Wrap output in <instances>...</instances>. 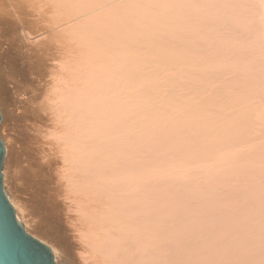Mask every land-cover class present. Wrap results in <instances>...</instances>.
<instances>
[{
	"label": "bare ground",
	"instance_id": "bare-ground-1",
	"mask_svg": "<svg viewBox=\"0 0 264 264\" xmlns=\"http://www.w3.org/2000/svg\"><path fill=\"white\" fill-rule=\"evenodd\" d=\"M211 1L0 0V111L14 133L1 137L4 187L58 264H175L211 259L219 243L264 245L253 49L233 58L240 87L158 103L129 45L179 30L226 41L246 28L245 7ZM223 11L239 18L217 23ZM78 160L96 183L79 182Z\"/></svg>",
	"mask_w": 264,
	"mask_h": 264
},
{
	"label": "clouds",
	"instance_id": "clouds-1",
	"mask_svg": "<svg viewBox=\"0 0 264 264\" xmlns=\"http://www.w3.org/2000/svg\"><path fill=\"white\" fill-rule=\"evenodd\" d=\"M129 45L138 53L137 76L152 82L150 92L162 103L166 97L175 95L189 98L202 95L223 82L240 87L233 58L257 45L264 49V25L259 34L242 27L230 41L195 30H179L141 34L131 39ZM76 162L79 182L85 187L96 183L98 177L89 162ZM175 264H264V245L259 249H238L219 243L211 259L177 260Z\"/></svg>",
	"mask_w": 264,
	"mask_h": 264
},
{
	"label": "water",
	"instance_id": "water-1",
	"mask_svg": "<svg viewBox=\"0 0 264 264\" xmlns=\"http://www.w3.org/2000/svg\"><path fill=\"white\" fill-rule=\"evenodd\" d=\"M5 155L6 149L0 138V264H58L51 248L29 234L16 217V210L4 188Z\"/></svg>",
	"mask_w": 264,
	"mask_h": 264
},
{
	"label": "rangeland",
	"instance_id": "rangeland-1",
	"mask_svg": "<svg viewBox=\"0 0 264 264\" xmlns=\"http://www.w3.org/2000/svg\"><path fill=\"white\" fill-rule=\"evenodd\" d=\"M209 1V0H208ZM211 1V0H210ZM218 1V0H217ZM224 1V3H226L227 5H229V3H235V4H237L238 6L237 7H239V9H240V7L241 8H243V7H245V9H247V10H245L246 11V13H247V16H248V19H247V22H246V24H244L243 26H246V28H248L249 30H251V31H254V32H256V33H254V34H258L257 33V27L256 26H258V25H260V23L259 22H257V20H258V18H259V12H260V16L261 15H263V17H260L259 19H261L262 18V20H263V18H264V13H263V10H264V5H262V7H261V5L258 3V1H254V0H242V1H244V2H240V0H223ZM212 2V4H213V0L211 1ZM214 4L213 5H215L216 4V0H214ZM220 2H222V0L220 1ZM219 2V3H220ZM254 2V3H253ZM260 2L261 3H263L262 2V0H260ZM244 3V4H243ZM264 4V3H263ZM259 5V6H258ZM210 7H211V5H210ZM258 8L259 9H261L262 8V10H259L258 11ZM244 9V8H243ZM256 9H257V11H256ZM255 10V11H254ZM250 11H251V13H250ZM262 11V12H261ZM243 13H244V16L246 15V13L244 12V10H243ZM256 13V14H255ZM218 15H217V17H216V13L215 14H213L212 16V18H218V20H216L217 21V23H218V21H219V17L221 18L222 16H224L223 17V21H224V18H225V20L227 21V23H231V25L232 24H234V20H236L237 18H239V17H236V16H233V15H229V14H225L224 13V11H223V14L222 15H220L219 13H217ZM225 14V15H224ZM252 15V16H249V15ZM215 15V16H214ZM257 15V17H255ZM227 16V17H226ZM230 16V17H229ZM232 16V17H231ZM241 16V15H240ZM246 17V16H245ZM228 18V19H227ZM231 20H230V19ZM233 19V20H232ZM214 20V23H216V21H215V19H213ZM254 20H256V23H255V26L253 25L254 24ZM262 20H259L260 22L262 21ZM231 21V22H230ZM234 21V22H233ZM253 23V24H252ZM225 24H226V22H225ZM252 24V25H251ZM258 24V25H257ZM230 25V26H231ZM236 25H238V26H241L240 24H235V26ZM232 39H234V38H232V37H226V41H230V40H232ZM263 55H264V49H262L261 47H259L258 45L256 46V47H254L253 48V50L251 51V53H250V59L252 60V62H253V66L254 67H256L257 68V76H258V82H259V84H258V87H257V89L259 90V91H263V88H264V57H263ZM4 121V120H3ZM3 121H2V123L0 124V138L2 137V138H6L9 134H10V137H13L12 135L14 134V133H12L13 131H12V125H9V126H11V129H9V131L7 130V128H10V127H7V125H4V124H6V120L4 121V123H3ZM8 122V121H7ZM10 123H12V122H10L9 121V123L8 124H10ZM2 126V127H1ZM3 126H5L4 128H3ZM6 128V129H5ZM5 129V131H3ZM8 131V132H7ZM12 134V135H11ZM2 135V136H1ZM7 135V136H6ZM5 188V187H4ZM61 264H66V263H61Z\"/></svg>",
	"mask_w": 264,
	"mask_h": 264
}]
</instances>
